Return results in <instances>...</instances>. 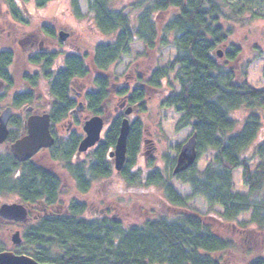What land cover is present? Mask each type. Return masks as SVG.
I'll return each mask as SVG.
<instances>
[{
  "label": "trees",
  "instance_id": "1",
  "mask_svg": "<svg viewBox=\"0 0 264 264\" xmlns=\"http://www.w3.org/2000/svg\"><path fill=\"white\" fill-rule=\"evenodd\" d=\"M25 1L5 0L10 14L21 23L29 22L28 12L22 9ZM49 1L36 0V5L42 7ZM111 1H86L87 15L97 31L112 37L94 50L92 63L99 72L93 80L94 90L86 92V114L106 117L113 110L115 101L107 73L123 56L130 55L132 43L142 42L147 51L171 45L175 48L174 60L155 67L143 83L164 89L162 106L181 114L180 129L191 127L197 134L199 159L209 157L203 170L196 164L177 176L172 173L176 158L172 159L171 174H167V167L135 170L145 134L142 120L136 119L131 122L122 176L128 183L142 181L144 186L162 188L170 205L187 207L188 200L171 184L177 179L190 187L193 198H202L209 211L220 208L215 211L220 223L234 225L248 214L249 220L240 225L251 224L264 232V69L263 88L251 86L248 70L252 61L246 49L233 41L238 27L261 21L264 29V0H148L132 7L131 12H137L135 19L126 8L113 9ZM72 6L81 16L78 0H72ZM163 14L167 15L165 19L160 18ZM45 30L54 35L52 27ZM220 48H225L222 58L217 56ZM251 53L255 59L264 58V48L259 46ZM14 61L13 52L0 51V81L8 92L16 87ZM29 62L40 67L39 71L23 77L29 88L15 91L10 106L36 109V89L44 77L49 82L50 113L56 123L77 105L71 98V88L92 73L87 56L68 54L56 70H50L54 60L48 54L31 56ZM171 74L179 85L178 93L171 92L166 84ZM146 87H125L116 96L126 97L127 105L143 113ZM5 97L0 96V104ZM123 118L122 114L114 118L87 170L83 162L71 163L77 142L66 145L59 140L51 148V161L73 176L81 194H86L93 182L112 175L108 154L117 143ZM16 125L9 143L22 134L18 131L22 123ZM180 147L175 148L176 153ZM240 169L247 193L234 190L233 175ZM60 185L47 169L32 162L19 163L9 150L0 148V196L16 195L22 203L53 206L59 200ZM85 206L73 201L67 212L42 218L36 226L22 231L20 246L11 245L9 234L0 240V252L10 249L50 264H219L215 256L235 249L232 239L220 237L211 221L196 211L124 226L119 220L86 216ZM250 264H264V258Z\"/></svg>",
  "mask_w": 264,
  "mask_h": 264
},
{
  "label": "rangeland",
  "instance_id": "2",
  "mask_svg": "<svg viewBox=\"0 0 264 264\" xmlns=\"http://www.w3.org/2000/svg\"><path fill=\"white\" fill-rule=\"evenodd\" d=\"M87 0H78L81 16H77L72 6V0H51L42 7L36 5V0H28L23 5L29 14L30 25L16 21L8 11L5 0H0V50L9 49L15 56L13 74L16 80V87L13 92H8L1 88L7 97L1 102L0 110L10 106L11 97L15 91H24L28 85L24 80L25 75H33L38 68L28 63L29 55L34 51H48V55L53 57L55 64L50 70L59 68V62L63 61L66 55L71 51L78 50L82 54L88 53V63L90 65L91 75L81 83L76 84L77 90L84 94L88 89H93L94 77L99 71L92 63L93 50L101 44L109 42L112 37L101 34L97 31L92 18L87 15ZM148 0H112V8L119 10L127 9L132 19H135L137 12L132 11L138 3L147 2ZM166 14L160 16L165 19ZM52 27L54 35L49 36L41 29ZM238 31L233 37V41L239 46L246 49L247 57L252 64L248 70V81L255 88H263L262 71L264 69V58H253L251 53L253 47L259 46L264 48L263 26L261 21H256L250 26L238 27ZM64 32L68 37L61 40L60 33ZM56 34V36H55ZM29 37L36 40L32 47L25 45L24 42ZM225 49V48H223ZM220 48L222 53L225 52ZM34 50V51H32ZM61 52V54H59ZM80 52V51H79ZM32 53V54H33ZM56 53L58 55H56ZM223 57V56H222ZM220 57V58H222ZM175 58V48L167 46L157 51H147L142 42L136 41L130 45V55L123 56L119 64H113L108 75L111 80V98L115 101L113 107L119 109L110 118L109 123L118 115H124L128 108H132L127 103L120 102L116 94L121 86H134L142 83L141 87H146L143 81L148 80L152 68L157 66H166ZM56 60H58L56 62ZM140 75V76H139ZM139 77V78H138ZM142 77L141 81L140 78ZM171 92H179V85L175 81L174 75L171 74L166 81ZM81 86L82 88H80ZM150 92L149 98L146 99V110L140 111L132 108L129 116L130 121L140 119L143 122L145 130L144 140L140 155L136 161L135 170L143 168L145 171L154 167H167V174H171L173 164L172 159L177 158L178 153L175 148L183 145L192 135V128L180 129L178 127L181 114L171 108L162 106L163 99L166 95L162 94L164 89ZM0 92V93H1ZM37 103L40 108L45 109L52 99L49 93V82L43 77L40 80V86L36 89ZM120 104L122 107H120ZM129 106V107H127ZM62 136L65 132L61 129ZM39 160L43 161L45 166L52 169L53 173L60 174L63 182V191L60 195V204L63 211L72 199H79L88 208V216H101V211H108L109 218L113 216L119 219L124 226L141 225L143 221L160 216H171L182 212L179 207H171L167 203L162 188L155 186H144L142 181L128 183L125 177L117 172L104 180H98L94 183L91 190L81 195L75 188L69 175L62 169L59 164L50 161L46 153L38 155ZM209 161L208 156L199 159L197 169L203 170ZM150 164V165H149ZM152 164V165H151ZM255 169V165L252 167ZM234 190L239 193H247V188L243 185L242 170L234 172ZM173 188L177 193L188 199V206L185 207L191 211H196L201 217L207 218L215 232L220 237L232 239L235 243V249L229 253L223 254L221 260L224 264H250L256 258L264 257V234L258 228L251 224L241 226V222H247L250 215L240 217L236 225L220 224L215 225V211L220 210L216 207L214 211L208 210V205L202 198H193L189 186L181 184L176 179L171 181ZM16 195L0 196V205L3 203L18 202ZM17 227H8L0 224V240H5L9 234H14ZM245 230L244 232H239Z\"/></svg>",
  "mask_w": 264,
  "mask_h": 264
},
{
  "label": "flooded vegetation",
  "instance_id": "3",
  "mask_svg": "<svg viewBox=\"0 0 264 264\" xmlns=\"http://www.w3.org/2000/svg\"><path fill=\"white\" fill-rule=\"evenodd\" d=\"M25 24L26 25H30V22H27ZM41 30H42V32H44L46 34V37H49V36H52L53 37V35H51L49 32H45L44 29H41ZM47 34L49 36H47ZM55 36H56V34H55ZM33 43H36V40H34V38L32 39V37L31 38L29 37V39L24 42V44L25 45H28L29 47H32ZM77 49L78 50L71 51L69 54L83 55V56L86 55L87 56V62H88V58H89L88 57V53L82 54L81 53L82 50L79 47H77ZM3 50L11 51L9 49H3ZM94 50H95V48H94ZM94 50H93V54H94ZM32 51H34V50H32ZM32 53L29 55L28 58H31V56H35V55H44V54L47 55L49 52L48 51H43V50L42 51L37 50V51H34L33 54ZM59 54H61V52ZM56 55H58V54L56 53ZM92 57H93V55H92ZM57 61L58 60H56V62ZM28 63L30 64L29 59H28ZM54 64H55V60L53 62V65ZM153 70H154V68H152V71ZM151 72L149 73V75H147L148 78H149ZM141 79H142V77L140 78V81H141ZM25 82L28 85V82L26 80H25ZM78 83L80 84L81 82L78 81ZM81 84L83 85V83H81ZM145 84L147 85V83H145ZM141 85H142V83L139 84V85H134V86H131V85L129 86L128 85V86L130 88H133V87L141 88ZM76 87L77 86H74V87L71 88V91H72L71 98L77 102V105L75 106V108L68 110L66 116H64L60 121H58L56 123H53V120L51 118V113H50L51 111H50V107H49L50 103L47 105V108H45V109L40 108L41 106H39L38 104H35L34 105V106L37 107L36 109H34L33 107H29L26 110H23V109H18V110L17 109H13V111H14L13 112V116L10 119L9 124H8L9 137L12 134L13 130L16 128V126H17L16 124L18 122H21L22 123V125L20 126L21 129L18 130L22 134L16 140H18V139H20L23 136H25V135L28 134V120H29V118L32 115L49 114L50 115V118H51V126H50L51 133H52V136L55 138V143L58 142L59 140H61L62 143L63 144H66V145H71L72 142H77V147L75 149V154L72 155L71 163L74 164V165H77V164H79L78 162H83V164L85 165V169L87 170V168H89L94 163L93 156H94L96 150L98 149V147L103 142V138L105 136V133L107 132L108 128L111 125V122L109 123L108 118L111 117L119 109L115 108L114 110L109 111V116H106L108 118L105 117L106 120H107V123H106V126H105V130L102 132V141L100 143H98L96 146H94L93 148H90L87 152L79 153V146H80L81 142L83 141V139L86 136V134L84 132L85 122H86V120H87L88 117H92V116L90 114H88V115L86 114V112L84 110L85 105H82V103L84 104V101H85L86 92L89 91L90 89H88V87H86L87 90L84 92V94H82V93H80L77 90ZM79 87L82 88L81 86H79ZM1 88H3L4 91L7 90V86H6V84L3 83V81H0V92H1ZM124 88H125V86L124 87L121 86L118 89V91L121 90V89H124ZM146 88H147L146 91H147L148 95H150V92H152V91H159L158 88H156L154 86L152 87V86H148L147 85ZM91 90H94V88L91 89ZM4 94H5L4 92H1L0 93V96H3ZM149 97L150 96H148V98ZM118 98H119L120 102H126V97H118ZM80 105H82V108H80ZM120 107H122L121 104H120ZM3 111H4V109L0 110V115L3 113ZM61 129H63V131L65 132V136H62L61 135L62 134ZM15 141L9 143V138H8V140L4 144L0 145V148H3V149H6V150L11 151V145ZM144 144H145V140H144ZM50 151H51V148L42 149L33 158H31L30 160L25 161V162H32L34 164L39 165V167H43L44 169H47L48 171H50L51 173H53L52 169L47 168L45 166L44 162L41 161V160H39V158H38V155H40V153H46L48 155L50 161H51V153H50ZM108 158H109V160H110V162H111V164H112V166L114 168V171L112 173V175H113L114 172H117L115 170V166H114V159L113 158H110L109 154H108ZM25 162H20V163H25ZM52 163H54V162H52ZM61 167H63V166H61ZM62 169L69 175V177L71 178L72 182L75 185L76 190L78 191L79 194H81L80 191H79V189H78V185L76 183V180L73 178V176L70 173H68L64 169V167ZM117 173H119L120 175H122V172H117ZM53 175L56 176L58 178V180L60 181V183H61V185H60V195H61V193L63 191L62 178H61L60 174L53 173ZM110 177H103V178H101L99 180L108 179ZM177 181H179V180H177ZM94 183L95 182L92 183V186L94 185ZM183 185H185V184H183ZM92 186H91V188H92ZM91 188H90V190H91ZM81 195H85V194H81ZM73 201L76 202V203H78V202L83 203L79 199H72L70 202H73ZM70 202L68 204H66V207L63 208L64 209L63 211H61L62 205L60 204V197H59V200L53 206H47L43 202L23 203L24 206H25V208H26V211H27V216L25 218V221H23V222H17V221L4 220V219L0 218V224H4V225H6L8 227L11 226L13 228L17 227V229H18L17 231H21V233H22V231L27 230V229H30V228L36 226L40 222V220L42 218L46 217V216L58 215V214H61L63 212H67V210H68L67 207L69 206ZM20 204H22V202H20ZM179 208H180V210L182 212H188L189 211V209H186L185 207H179ZM182 212H180V213H182ZM85 214H86V216L88 215V208H87V206H85ZM107 216H109V212L108 211H101V216H98V215L95 214V216H91V218H109ZM111 219H113V220H119V219H116L114 216ZM217 223L220 224L219 222H217ZM244 231L245 230H241L239 232H244ZM260 233L264 234L263 231L260 232ZM222 256L223 255H217V256H215V258L218 259V263L219 264H224L225 263V260H221Z\"/></svg>",
  "mask_w": 264,
  "mask_h": 264
},
{
  "label": "water",
  "instance_id": "4",
  "mask_svg": "<svg viewBox=\"0 0 264 264\" xmlns=\"http://www.w3.org/2000/svg\"><path fill=\"white\" fill-rule=\"evenodd\" d=\"M61 39L65 40L68 35L62 32ZM218 54L221 56L222 51ZM82 108V105H80ZM132 113V108L125 111V115L129 116ZM13 116L11 107L6 108L0 115V145L4 144L9 138L8 124ZM107 120L101 116H93L85 122L84 132L85 138L79 146V153L87 152L102 140V132L105 129ZM51 118L49 114L32 115L28 120V134L16 140L11 145V152L14 158L19 162H25L33 158L42 149H48L54 146L55 138L51 133ZM131 124L128 118H125L120 127V134L117 139L116 146L110 152V158L114 159V165L118 172H121L127 160V142L130 134ZM198 159L197 151V134L194 133L189 140L182 145L177 165L173 174H179L192 167ZM27 216V211L24 205L19 203L2 204L0 205V217L9 220L23 222ZM14 245H20L22 242L20 232H16L12 237ZM0 264H50L39 263L32 257L27 255H18L14 252H0Z\"/></svg>",
  "mask_w": 264,
  "mask_h": 264
}]
</instances>
